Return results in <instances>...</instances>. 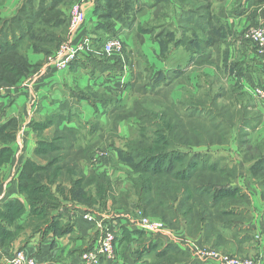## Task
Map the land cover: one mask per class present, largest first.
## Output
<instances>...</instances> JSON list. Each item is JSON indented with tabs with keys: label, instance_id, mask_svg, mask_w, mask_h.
I'll return each mask as SVG.
<instances>
[{
	"label": "trees",
	"instance_id": "16d2710c",
	"mask_svg": "<svg viewBox=\"0 0 264 264\" xmlns=\"http://www.w3.org/2000/svg\"><path fill=\"white\" fill-rule=\"evenodd\" d=\"M65 1L20 0L11 16L2 17L0 14V88L18 84L22 78L38 68L39 64L30 63L27 56L28 51L49 55L58 47L57 44L63 39L67 29V14L61 8ZM100 2L102 4L101 8L98 7L97 14L99 19L97 29L100 32H97L96 37L92 39V47L95 50L103 45L107 36H117L118 31L130 28L136 19V13L140 11L138 0H100ZM117 23L120 24L118 28H116ZM226 36L225 34L220 38L224 43ZM159 37L163 47L165 45L168 47L170 43L177 46L183 41V35L179 38L176 35L164 33ZM192 37L193 39L185 41L191 46L190 49H187L189 51L188 64L199 65L204 62L208 64L213 62V52L205 51L202 47L220 43V39H216L212 34H197ZM200 37L202 41L204 37L206 38V44L200 42ZM193 44H197L200 48H194ZM220 49L217 47L214 49V53L223 54L222 58L225 59L226 51H220ZM164 52L167 53L168 48H165ZM82 54L85 56L84 66H88L90 70L97 68L96 70L103 72L111 69L113 73L116 72V76L110 82L120 77L123 64L119 56H97L91 51H85L80 53L77 58ZM77 58L70 63L68 68ZM109 59L112 60V63ZM126 64L129 66L128 56ZM182 69L180 67L168 71L152 72L143 84H135L136 80L135 78L133 80L132 77L131 91L144 94L146 88H156L157 90L162 84L167 86L173 77L182 74ZM210 97L208 102L202 100L194 104L190 103L189 105L192 107L189 113L186 112L187 119L185 121L180 118L181 111H184L185 106L179 107V104L172 103L173 101L168 96L164 97L163 101L167 102L164 108L167 110L170 107L174 112L173 117L176 121L174 124H172V114L168 113L170 115L168 117L165 111H152L143 108V106L139 107L133 100V112L128 117H135L144 132L147 133L145 122L151 123L155 118L162 122L158 124L155 120L157 127L154 136L150 138L145 133H141L138 141L140 143L131 145L132 148H128L121 160L138 173L137 175L144 178V182L139 184V181L136 186L138 205L143 210L149 209L162 216L173 229L177 227L179 215L184 217L186 235H201L204 244L210 241L211 248H218L225 239L223 231L230 230L232 226L238 227L239 231L246 229L241 222L246 212L244 209H246L248 198L237 184L231 182L230 176H234L232 168H227L219 161L212 163L205 161L204 156L207 157L205 153L193 152L190 154L189 152H192L194 146H208L219 141L221 130L224 134H227L229 130L232 135L233 127L242 130L247 127L253 128L258 123L255 122L257 120L254 117L246 116L247 112L244 108L235 109L234 102L229 100L228 104L221 102L222 107L215 111L216 100L224 97L223 92H218ZM231 98L234 96L231 95ZM82 99L93 105L100 103L103 107L112 103V112L119 106H124L117 94L109 93L96 96L88 89L86 93L77 96L75 101L67 100L61 103L58 109L53 112V117H50L53 114L51 113L48 120L34 122L33 130L40 136L37 137L33 153L44 162L38 163L26 159L18 174V189L25 195L33 215L45 214L47 217L49 210L60 205L58 197L52 191L53 185H55V192L67 193L71 199L82 204H91L95 199L94 194L100 198L95 199L96 201L104 200L110 194L108 179L102 178V176H92L98 180L94 181L92 178L88 180L86 177L84 178L81 171V162L88 161L91 157V151L89 152L91 146L88 145L84 148L83 144L78 141V128L85 126V123L99 122L98 119H93L81 124L79 115L74 112L70 103ZM210 105L214 108H212L213 110L208 107ZM201 114L207 115V117H201ZM214 116L217 117L214 118ZM123 118L117 116L118 120H113L112 127L115 129L116 124ZM235 118L238 120L237 125H233L230 129L231 126L228 124ZM75 120L80 124L73 127L70 123ZM49 126L55 128L52 134L42 135L41 132L44 128ZM92 127H97V124L92 123ZM16 129L17 120L15 117L1 119L0 144H9L15 140ZM237 134L241 144L243 139H240L239 136L242 133L239 131ZM174 141L176 142L174 143ZM10 154L11 150L8 146L0 147V163L7 161ZM250 156L252 162L247 166V173L257 180L264 198V152L257 150V153ZM225 174H229V177ZM153 177H157V179ZM160 178L170 184H179L182 188V199L174 209L168 205L170 187L165 185L166 183H161L158 180ZM89 184H93L94 192L87 188ZM172 198L171 195L170 199L172 200ZM188 200H192L191 204H187ZM195 206L199 209L198 211L194 209ZM51 218L47 228L54 230L57 219L53 216ZM127 228L129 226L122 225L121 230L118 231L119 236L116 234L114 247H117L119 242L126 238H130L131 232ZM60 230L61 233L65 232L63 227ZM132 232L139 234L145 231L136 228L132 229ZM134 252L137 259L153 253L156 259L151 264H170L172 257L174 261L186 259V251L179 243L170 240L164 244L155 237L146 241L141 239L140 245ZM159 259H162L161 262Z\"/></svg>",
	"mask_w": 264,
	"mask_h": 264
},
{
	"label": "crops",
	"instance_id": "0c3cea01",
	"mask_svg": "<svg viewBox=\"0 0 264 264\" xmlns=\"http://www.w3.org/2000/svg\"><path fill=\"white\" fill-rule=\"evenodd\" d=\"M1 1L0 14L2 17L11 16L20 2V0ZM74 2H78L84 11V22L75 30L72 39L78 42L87 36L92 44V39L96 37L97 32H100L97 29L99 24L97 14L98 7L101 8L102 2L100 0H66L64 6H61L65 14H67L68 7ZM138 2L140 11L136 13L134 23L130 28L120 30L117 34L122 40L123 50H125L130 62L128 71L126 69L120 73L119 85L122 87L120 92L122 98L124 97L122 94L127 88L126 85L132 79L130 70L132 62L129 57L131 51L135 52L133 67L136 69L141 67L140 71L145 72L144 69L150 68V73H152L182 67V76L193 75L195 72H191V69L195 64H188L189 51L187 50L191 46L185 41L193 39L192 35L197 34L218 35L216 39L227 35L225 43L220 39V43L213 46L214 49L219 47V49L221 48L220 51L225 50L227 59H223L221 53L220 55L214 53V63L210 65L204 62V65H201L204 66L202 74L214 75L217 69L211 67L213 65H216L221 72V67H225L229 76H241L239 82L242 90L247 91L250 88L258 87L264 92V63L256 58L253 45L240 38L246 28L264 25V0H138ZM119 26L120 24L117 23L116 28ZM164 33L176 35L179 38L183 35V41L177 46L170 43L168 47L166 45L163 47L160 42L162 36L160 38L159 35ZM199 39L202 44H206L205 37L203 41L201 37ZM193 47L200 48L197 44H193ZM208 47L211 48V46ZM165 48H168L167 53L164 52ZM202 49L207 51L206 45H203ZM92 52L97 56H102L95 50ZM115 55L120 57L117 53L113 54V56ZM27 56L30 63H35L41 59L38 54L32 51H28ZM84 57L83 54L80 55L77 58L78 61L76 60L65 70L53 69L50 71L49 68L42 67L33 81L34 85L28 84V88L17 86V84L10 89L0 88V120L4 117H20L15 140L9 144H0V147L8 146L11 150L7 161L0 163V190L5 193L0 204V264H8L12 249L18 245H22L24 251L38 262L45 264H82L79 255L80 245L85 246V243H89L88 246L91 247L96 243V241L93 242L95 240L94 224L81 217V213L84 211L82 207L68 201H61L58 208H53L47 212L49 217L53 216L57 219V224L67 222L66 234L60 233L58 235L47 226L37 231V227L39 228L40 225L46 223L40 221L38 223L36 220L30 223L32 217L36 219L39 215H33L30 212L29 204L18 189V174L23 162L26 159L38 163L44 162L43 159L33 153L37 137L40 135H37L33 130L34 120L31 121L30 119L41 118L45 114L55 112L64 101L72 99L75 101L76 97L70 94V91L75 88L85 89L86 85L92 84L90 86L92 89H108L111 84L110 80L116 76V72L113 73L111 69L103 72L96 70L97 68L90 70L88 66H84ZM122 57L126 63V57L123 53ZM109 60L112 63V60ZM231 63L235 69L232 73H230L229 68ZM34 86L36 88H32ZM167 86L162 84L157 89L163 88L162 90H164ZM180 86L174 88L169 96L176 99L175 91ZM37 87L39 91L35 93L33 90ZM238 92L231 89V95H237ZM35 94L37 99H40L39 106L38 100L33 106H29L27 100L32 96L35 97ZM125 96H127V92ZM70 105H72L74 112L79 115V119L82 120L81 123L96 117H99L100 123L104 122L103 119L106 116L104 112L107 109H104L105 107L100 103L93 105L82 99L71 102ZM111 110L112 108L108 109V111ZM262 110L264 111V108ZM76 123L77 120L72 121L70 125L74 127ZM105 123V127L109 125L111 127V122L109 123L107 120ZM262 124H264V118ZM54 129V126L44 128L42 135H51ZM52 191L55 195L60 194V191L55 192V185L52 186ZM12 207H15L17 212L18 210L21 211L16 214L17 218L13 220V223H10L8 219H10ZM125 214L127 213L119 212L114 215L121 217ZM44 216L43 221L46 219L45 214ZM16 229H18L19 234L9 243L6 237L10 235L9 233H14ZM127 229L131 232L130 238H138L132 235L135 233L132 232V229H136V227L130 226ZM91 243L93 244L91 245ZM132 249H128L130 256L119 264H147L154 260L152 254L143 255L137 259L135 252L131 253ZM194 259L193 264H209V262L202 263V260ZM102 261L108 264L111 262L102 259L101 264H103Z\"/></svg>",
	"mask_w": 264,
	"mask_h": 264
},
{
	"label": "rangeland",
	"instance_id": "374dc122",
	"mask_svg": "<svg viewBox=\"0 0 264 264\" xmlns=\"http://www.w3.org/2000/svg\"><path fill=\"white\" fill-rule=\"evenodd\" d=\"M2 5V1L0 0V6ZM70 7V6H69ZM68 7V8H69ZM67 28V26H66ZM65 35L60 43H62L64 40H67V31L64 32ZM107 36L106 38H108ZM217 37V36H215ZM241 38V37H240ZM242 41L241 39H239ZM122 41V40H121ZM246 43L252 44L249 41H246ZM218 43L213 44V46L217 45ZM253 45V44H252ZM211 46L209 48L207 46V50L214 54V48ZM255 49V56L258 58L261 62L264 63V60L261 59V57L256 52V48L253 45ZM57 48V47H56ZM55 48V49H56ZM54 49V50H55ZM34 53V52H33ZM122 53L126 57V63H127V56L125 54V50L122 51ZM38 54L39 59L35 62V64H39L38 68L27 75L26 77L22 78L17 86L27 87L29 85H34L33 81L36 78L37 74L40 72V69L43 67L47 56L46 54L39 52L35 53ZM113 55V54H111ZM130 59H131V76L133 77V80L135 78L136 83L135 84H143L145 83L150 75V68L144 71H140L141 67L134 68L133 67V59H135V52L131 51L130 53ZM120 60L122 58L120 57ZM130 63V62H129ZM207 63V62H206ZM214 63V60L213 62ZM211 63H209L211 65ZM204 64H200L193 66L191 69V72H195L193 75L187 74L185 76H182V74H178L177 76L172 78L171 85H168L167 88L157 89L156 88H146V91L144 94L134 93L131 91V80L126 85L127 88L123 92V98L120 95L122 87H120L119 82L121 81L120 77L117 79H114L111 84L109 85L108 89H92L90 86L92 84L86 85L85 89H79L75 88L74 90L70 91V94H72L73 97L80 96L81 93H86L89 89L91 93H93L96 96L99 95H118L120 97L121 103H124V106H119L117 110H114V112L108 111L109 108L113 107V104H109L105 106L104 109H107L104 113H106L105 118L103 119L104 122L100 123L99 117H96L94 119H98L99 122H91V124H87L85 126H79L78 130V141L81 142L83 147L90 145L91 149V157L88 161L81 162V171L84 176L88 180L93 179L94 181L98 180L94 177H100L106 178L110 181L109 186V195L108 197H105L104 200H95L100 199L96 194H94V200L91 202V204H82L81 202L71 199V196L67 193H61L59 195L56 194L58 197L59 203L61 201H68L73 203L74 205H78L79 207H82L84 211H91L97 216H102L106 218H110L114 214L117 213H127L125 215H129L130 217H138L139 215H143L152 219H156L160 222H162L164 225L167 226V228L172 231L176 235L189 237L190 241L193 243H197L198 245H203L206 247L211 248V243L205 242V244L202 242L201 235L192 236V235H186V220L184 217L180 216L178 217V223L176 229L171 228L168 225V222L162 218V216H159L158 214H155V212L150 211L149 209H142L138 204V195L136 192V186L139 182H144V178L140 175H137L135 171L132 170L130 166H128L124 161L122 162L121 159H123V156H125V153L128 151V148L133 145L134 143L138 144L140 140V134L145 133L147 136L152 138L154 136L155 128L157 127L155 125V120L159 124L162 122L159 119L155 118L154 121L151 123L145 122L147 125V133L144 132L143 128H141V124L138 122V120L135 119V117H128L129 114L133 112L132 104L133 100L134 103L138 104L139 107L152 110V111H165L167 112V116L169 117V114H172V124H174L176 121L173 117L174 112H172V109L170 107L167 108V110L164 108L165 104H167L166 100L163 101V98H168L172 100V103L179 104V107H184V111L182 112V116L180 117L183 121L187 119L186 112H190V108L192 107L191 104H194L195 102H200L202 100L209 101L210 96L217 94L218 92H223L224 97L219 98L216 100V106L215 111L219 110L222 106V104H228L229 101H231L235 107V109H242L244 108L247 117H254L256 119L258 124L254 126L253 128H243L242 130L235 129L233 127L237 125V118L233 119L232 122H230L228 125H230V129H232V135L231 132L228 130L227 134H224L222 130L220 131V140L209 144L208 146H194L192 152H188L191 154L193 152H201L205 153L207 157L204 156L205 161H209V163L219 161L221 164L226 165L227 168H232L234 171V176H230L231 182L237 184L241 190L245 193V195L248 198V203L245 206L246 209H244L246 212L244 213V218L242 220V226L246 229L244 230H237L234 226L230 230L223 231V234L225 236L224 241L222 242L221 246L218 248L212 247L211 249L220 251L222 253H232L233 255H237L239 257H249L252 259H255L260 264H264V198L261 195V186L257 183V180L255 178L250 177V175L247 173V166L252 162L251 160V154L257 153V150H261L264 152V124H262V120L264 118V111L262 108H264V98L257 95L255 92V89L257 87H254L253 89H248L247 91L242 90L240 87L239 77L236 75L229 76L228 73L225 71V67H221L222 72L216 67V65H213L211 67H214L217 69V72L213 75H205L202 74V69H204V66H201ZM209 65V66H210ZM201 66V67H200ZM136 67V65H135ZM220 67V66H219ZM48 68V67H45ZM44 68V69H45ZM213 68V69H214ZM230 73L235 71L233 68L232 63L229 66ZM43 69V70H44ZM55 67H49L48 70H53ZM68 69V68H67ZM126 69L128 71L129 66L126 64ZM215 70V69H214ZM139 77H138V76ZM124 83V81H122ZM181 86H180V85ZM189 84V86H187ZM27 85V86H25ZM99 87L101 85H98ZM177 86H180L176 89L175 95L176 99L174 97L169 96L171 94V91L174 90ZM239 86V87H237ZM12 87V86H11ZM11 87H2L4 89H10ZM36 88V86L32 87ZM236 89V92L239 91L240 94L233 95L234 98H231V89ZM93 90V91H92ZM107 90V91H106ZM162 90V91H161ZM35 93H38L39 89L33 90ZM95 91V92H94ZM228 91V92H227ZM234 91V90H233ZM109 92V93H108ZM127 92V96H125V93ZM75 93V95H73ZM172 97V98H171ZM164 98V99H165ZM23 99V97H22ZM38 100V106L40 99H37V95L35 94V97H30L29 100H27L29 106H33L35 102ZM73 100V99H72ZM229 100V101H228ZM239 101V102H238ZM223 102L221 105L220 103ZM238 102V103H237ZM245 104V105H244ZM232 105V106H233ZM249 105V106H248ZM210 109L213 107L210 105L208 106ZM134 108V107H133ZM214 109V108H213ZM212 109V110H213ZM169 113V114H168ZM51 114H45L44 116L36 117L34 119H30L33 122H37L39 120L46 121L49 119V116ZM100 115V114H99ZM54 113L50 116L53 117ZM117 116H120L121 118L124 117L122 120H120L117 124L115 129L113 126V120L117 119ZM258 116V117H257ZM17 120V129H16V135L18 133V124L20 122V117H16ZM201 117H207V115L201 114ZM217 116H214V118ZM221 118V117H220ZM93 120V119H92ZM109 121L111 122L108 127H105V122ZM80 122L82 120L79 119ZM92 123H96L97 127L93 128ZM107 123V124H109ZM80 123H76V126ZM83 124V123H81ZM102 127H98V126ZM62 126V125H60ZM167 126V125H166ZM165 126V127H166ZM119 127V130H118ZM124 127V128H123ZM123 128V129H122ZM239 131H241L242 135L239 136L240 139H243V141L239 142L238 134ZM43 133V131L41 132ZM49 136V135H47ZM176 141H174L175 143ZM132 148V147H130ZM129 156V155H128ZM91 174V175H90ZM90 175V176H88ZM227 177H229V174H225ZM94 176V177H92ZM154 179H157V177H153ZM161 183L168 185L170 187V193L168 194V205L172 207L173 209L178 205L179 201L182 199V188L179 184L168 183L164 181L163 179H158ZM92 181V180H90ZM173 186V187H172ZM88 189H90L92 192H94V186L93 184H89L87 186ZM173 191V192H172ZM173 193V194H172ZM4 197H5V193ZM23 194V193H22ZM24 195V194H23ZM175 198L172 200L170 197ZM25 197V195H24ZM26 199V198H25ZM27 202V201H26ZM186 202V201H185ZM192 200H188L187 204H191ZM241 205V204H240ZM239 206V205H238ZM58 208V207H57ZM194 209L198 211L199 209L195 206ZM11 216L10 219H8V222L13 223V220L17 218L16 214L20 212L21 210L16 211L15 207H12ZM39 215L35 218H31V221L36 220L40 222H45V225H40V227H37V231L39 229H43L44 226L48 225V222L52 220L49 215H47L46 219H44L43 214H36ZM82 217V213H81ZM108 220V219H107ZM29 221V220H28ZM167 222V223H166ZM28 223V222H27ZM29 224V223H28ZM67 222L58 223L55 226L54 231L56 234L60 235L62 232L60 229L63 227L65 229V232L62 234H66V227ZM125 225V224H124ZM241 225V224H240ZM94 236L95 241H97V238L99 237V229L94 225ZM119 231V230H118ZM234 233V235H233ZM10 235H5V237L9 240V243L12 242L15 236H18L19 231L16 229L14 233H9ZM118 236L119 233L117 232ZM132 235L138 237L136 239L133 238H126L125 240L121 241L123 243H119L117 247H114V258L110 260V264H119V262H123L126 260V257H129L130 251L128 249H132L131 253L135 251V249L140 245L141 239L146 241L147 239H150L152 237L157 238L159 241L163 242L164 244H167L168 241L172 240L168 238L167 236L161 235V234H152L148 232L143 233H133ZM196 235V234H195ZM141 238V239H140ZM173 241V240H172ZM93 243H91L92 245ZM89 243H85V246L83 247L80 245L79 249V255L81 260V255L86 253L88 249L91 247L88 246ZM24 247L22 245H18L16 248L12 249L11 255L8 259V264H10V259L12 256L15 255L18 251L24 250ZM186 251L185 258L183 260L174 261L173 257L170 258L171 263L170 264H193L195 262V254L194 251H191L188 246L187 248H183ZM153 255V253H152ZM30 256V255H29ZM152 259H154L152 262H155V257L153 255ZM162 259H159V262H161ZM103 262V261H102ZM152 262H149L147 264H151ZM44 263V262H40ZM202 263H206V261H202ZM45 264V263H44ZM101 264V261H100ZM103 264H108L107 262H103ZM161 264V263H160Z\"/></svg>",
	"mask_w": 264,
	"mask_h": 264
},
{
	"label": "built area",
	"instance_id": "2783aa9c",
	"mask_svg": "<svg viewBox=\"0 0 264 264\" xmlns=\"http://www.w3.org/2000/svg\"><path fill=\"white\" fill-rule=\"evenodd\" d=\"M84 22V11L78 2L70 5L67 11V40H64L58 47L47 56L43 67H55V70H65L70 63L85 51H94L89 37H83L75 42L72 35L75 30ZM242 40L251 42L258 55L264 60V25L250 26L245 29L241 35ZM99 55H111L117 53L122 58L123 71H126V63L122 57L123 45L118 36H109L100 48L95 50ZM255 92L264 98V92L256 88ZM4 192L0 190V204L4 199ZM82 218L96 225L99 229V237L96 243L81 255L82 264H100L102 259L112 260L114 258L115 238L122 225L134 226L145 232L152 234H161L179 243L183 248L188 246L194 251L196 259L206 261L209 264H260L255 259L249 257H239L228 253L211 249L209 247L198 245L190 241L189 237L174 234L162 222L143 215L130 217L129 215L110 218L97 216L91 211H82ZM108 219V220H107ZM10 264H44L36 261L34 257L29 256L24 250L18 251L10 259Z\"/></svg>",
	"mask_w": 264,
	"mask_h": 264
}]
</instances>
